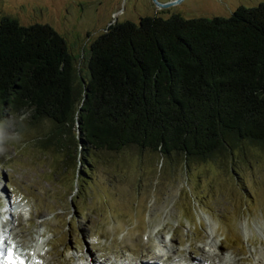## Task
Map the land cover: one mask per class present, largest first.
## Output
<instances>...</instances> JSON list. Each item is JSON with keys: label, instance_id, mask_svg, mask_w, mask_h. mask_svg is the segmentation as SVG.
<instances>
[{"label": "rangeland", "instance_id": "1", "mask_svg": "<svg viewBox=\"0 0 264 264\" xmlns=\"http://www.w3.org/2000/svg\"><path fill=\"white\" fill-rule=\"evenodd\" d=\"M262 2L182 0L160 8L156 0H0V20L50 24L85 76L87 51L115 21L138 24L142 16L171 14L230 17L240 5ZM9 116L14 124L8 131L18 138L0 156V207L24 209L17 211L21 240L41 232L56 264H186L203 257L212 240L220 260L264 264L263 147L246 141L230 154L192 160L187 172L181 155L170 165L138 147L95 150L79 186L73 161L64 168L56 154L38 146L51 124L32 125L30 111L13 114L0 106V120ZM167 247L173 249L169 259L163 256Z\"/></svg>", "mask_w": 264, "mask_h": 264}, {"label": "trees", "instance_id": "2", "mask_svg": "<svg viewBox=\"0 0 264 264\" xmlns=\"http://www.w3.org/2000/svg\"><path fill=\"white\" fill-rule=\"evenodd\" d=\"M82 76L50 24L0 20V106L51 128L38 146L77 185L95 150H152L174 164L264 148V2L230 17L142 16L109 25L92 43ZM60 169V168H59Z\"/></svg>", "mask_w": 264, "mask_h": 264}, {"label": "bare ground", "instance_id": "3", "mask_svg": "<svg viewBox=\"0 0 264 264\" xmlns=\"http://www.w3.org/2000/svg\"><path fill=\"white\" fill-rule=\"evenodd\" d=\"M17 211H24V209L20 206L2 208L0 207V231L5 232L6 236H10L9 240H6L5 243L8 246L14 245V251L20 256V258L25 260V264H56L54 260L50 258L49 252L46 251L47 245H45L44 241L41 238V232H36L35 236L31 237L27 241H23L22 236L18 233L17 219L18 213ZM211 234H214V230L211 227ZM213 239V238H212ZM211 248L204 250L203 257L198 260H193L194 264H237L235 260H232V257H222L223 260H220V255L217 253L215 249V240L210 241ZM172 248H166L164 250L163 256L166 259L171 258V254H173ZM263 255V254H262ZM262 258V257H261ZM82 259V258H81ZM79 259V261H82ZM165 259V260H166ZM184 260V259H182ZM176 261V260H174ZM177 262V261H176ZM182 262V261H181ZM186 262V261H185ZM192 262H186V264H192ZM85 264H95V263H85ZM97 264V263H96ZM158 264H176L175 262H167V261H159Z\"/></svg>", "mask_w": 264, "mask_h": 264}, {"label": "snow or ice", "instance_id": "4", "mask_svg": "<svg viewBox=\"0 0 264 264\" xmlns=\"http://www.w3.org/2000/svg\"><path fill=\"white\" fill-rule=\"evenodd\" d=\"M4 185L0 184V187ZM10 236H6L5 232L0 231V264H25V260L14 251V245L8 246L5 241Z\"/></svg>", "mask_w": 264, "mask_h": 264}, {"label": "clouds", "instance_id": "5", "mask_svg": "<svg viewBox=\"0 0 264 264\" xmlns=\"http://www.w3.org/2000/svg\"><path fill=\"white\" fill-rule=\"evenodd\" d=\"M26 117L20 116V121H23ZM14 124V119L12 116L5 117L3 120H0V156L5 155L7 152V146L9 140L13 138L12 134L9 133L8 129Z\"/></svg>", "mask_w": 264, "mask_h": 264}, {"label": "water", "instance_id": "6", "mask_svg": "<svg viewBox=\"0 0 264 264\" xmlns=\"http://www.w3.org/2000/svg\"><path fill=\"white\" fill-rule=\"evenodd\" d=\"M182 0H170L169 3L167 4H160L159 1L156 0V2H158L160 8H169L170 6H175L177 4H179Z\"/></svg>", "mask_w": 264, "mask_h": 264}]
</instances>
